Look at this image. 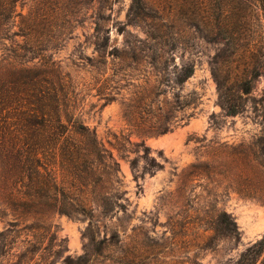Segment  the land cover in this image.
Listing matches in <instances>:
<instances>
[{
  "label": "rangeland",
  "instance_id": "1",
  "mask_svg": "<svg viewBox=\"0 0 264 264\" xmlns=\"http://www.w3.org/2000/svg\"><path fill=\"white\" fill-rule=\"evenodd\" d=\"M21 1L27 14L42 0ZM144 1L151 16L134 22L129 17L132 0H88L70 9L62 7L72 13L69 23L51 19L48 30L40 34V61L34 62L40 64V71L64 78L66 115L95 130L108 147L110 142H121L133 159L134 145L144 142L154 155L162 151L170 161L165 170L147 176L140 190L129 163L119 159L128 210L111 220L98 219V240L117 232L114 242L118 244L101 255L90 252V264H233L264 238V204L242 198L231 188L237 153L247 150L253 160L250 148L264 139V11L257 0ZM240 2L249 9L238 22ZM219 28L237 33L233 48L221 41ZM157 43L166 45L167 53L149 50ZM2 55L0 50V60ZM153 59L167 60L168 70H156L150 64ZM186 63L195 66V74L180 87L173 80L175 67L180 70ZM255 67L262 76L253 83L252 93L236 97L244 113L225 116L214 74L222 81L232 80L248 72L255 75ZM142 97L149 106L144 120L155 122L154 111L160 109L163 122L170 117L161 127H168V132L141 131L144 120L134 111ZM212 116L217 129L210 127ZM198 163H202V176H189L191 166ZM221 163L229 167L225 176ZM3 198L0 194V203ZM13 211L0 204V232L12 228L7 222L14 221ZM221 211L235 218L241 240L238 244L219 241L209 248L213 221ZM42 224L50 232L41 228L31 235L43 234L47 245L55 233L58 243L65 241L64 256L85 253L89 220L52 213ZM258 227L263 231L252 234Z\"/></svg>",
  "mask_w": 264,
  "mask_h": 264
},
{
  "label": "trees",
  "instance_id": "2",
  "mask_svg": "<svg viewBox=\"0 0 264 264\" xmlns=\"http://www.w3.org/2000/svg\"><path fill=\"white\" fill-rule=\"evenodd\" d=\"M86 1L42 0L26 14L21 0H0V50L3 52L0 60V194L4 197L0 204H7L14 210V221L7 222L12 228L0 232V264H40V260L41 264H56L58 261L60 264H90V252L101 255L105 248L118 244L114 242L117 232L110 239L98 240L101 235V221L98 219L111 220L128 210L129 201L121 191L119 159L129 163L140 190L141 182L147 176L154 177L170 164L162 151L154 155L144 142L134 145L136 157L133 159L126 154L121 142H110L108 147L95 130L85 126L79 118L74 119L72 114L66 115L64 107H67L68 96L63 93L64 78L51 71H40V64H34L40 61V34L48 30L51 19H55L56 24L69 23L72 13L63 10ZM257 1L264 11V0ZM238 5L235 16L239 22L246 17L249 5L241 2ZM150 16L144 0H132L129 11L132 22ZM218 32L226 47L235 46L237 33L226 28H219ZM213 33L211 30L210 34ZM166 47L157 43L149 50L164 55ZM133 60L140 63V59ZM150 64L156 70H168L170 66L167 60L159 59H153ZM175 69L173 80L180 87L195 74L192 63L182 65L180 70ZM253 70L255 75L248 72L237 79L223 81L214 74L225 116L244 113L245 109L237 103L236 97L238 93H252L253 83L262 76L257 67ZM145 100L142 97L134 111L142 121L149 108ZM191 104L188 102L186 108ZM159 111H154L155 122L144 120L140 124L143 133L169 131L168 127L163 130L161 127L167 126L170 117L163 122ZM261 112L264 116V105ZM192 117H187L186 125ZM211 122L210 127L217 129L215 116ZM250 152L253 160L249 159L247 150L238 152L233 160L235 178L231 188L242 198L264 204V139L250 148ZM221 164L225 176L229 167ZM205 168L211 172L209 163ZM189 176H202V163L193 164ZM17 211L21 213L17 214ZM52 213L89 220L84 254L64 256L67 251L65 241L58 243L55 233L47 245L43 234L31 235L41 228L50 232V227L42 222ZM31 219L35 220L28 224ZM211 230L209 248L217 246L219 241L238 244L241 240L235 218L226 211L218 213ZM233 264H264V238L250 245Z\"/></svg>",
  "mask_w": 264,
  "mask_h": 264
},
{
  "label": "bare ground",
  "instance_id": "3",
  "mask_svg": "<svg viewBox=\"0 0 264 264\" xmlns=\"http://www.w3.org/2000/svg\"><path fill=\"white\" fill-rule=\"evenodd\" d=\"M262 231H263V229L260 228V227H258V228H255V229H254V231H253L252 234H257V233H260V232H262Z\"/></svg>",
  "mask_w": 264,
  "mask_h": 264
}]
</instances>
